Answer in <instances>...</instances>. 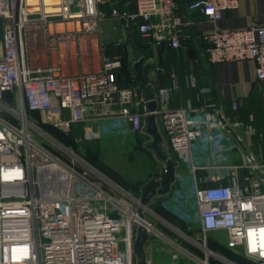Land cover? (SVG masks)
I'll return each mask as SVG.
<instances>
[{"label":"built area","instance_id":"2783aa9c","mask_svg":"<svg viewBox=\"0 0 264 264\" xmlns=\"http://www.w3.org/2000/svg\"><path fill=\"white\" fill-rule=\"evenodd\" d=\"M238 2L125 0L120 10L115 0H0V264H138V230L146 239L167 240L157 227L163 220L149 201L142 206L136 194L46 133L40 131L51 142L39 140L29 129L36 127L27 117L31 113L38 114L40 123L65 131L73 123L82 124L83 135L76 143L141 133L144 118L159 115L175 165L183 168L174 181L185 199H191L192 212L183 220L198 229L202 241L187 237L202 254L191 256L195 263L264 264L260 167L247 156L240 184L242 167L224 155L240 143L234 133L238 121L225 118L212 103L168 108L173 87L158 90L155 111L133 112L131 107L145 101L135 89L116 85L113 73L123 67L119 57H104L98 72L77 75L39 62L84 58V44L105 20L122 21L127 31L137 22V32L152 50L163 44L177 49L193 24L185 12L196 11L215 25ZM200 38L210 64L251 61L256 79L264 83V21L237 30L214 26ZM5 94L9 103L3 100ZM231 106L237 109L236 98ZM197 143L212 148L211 161L201 162ZM199 169L205 170L202 177L197 176ZM162 173L152 182H159ZM226 180L229 184L222 183ZM211 232L224 233V248L246 263L209 249L206 237Z\"/></svg>","mask_w":264,"mask_h":264},{"label":"crops","instance_id":"0c3cea01","mask_svg":"<svg viewBox=\"0 0 264 264\" xmlns=\"http://www.w3.org/2000/svg\"><path fill=\"white\" fill-rule=\"evenodd\" d=\"M124 1L115 0V7L123 10ZM175 1L186 2V0ZM104 9L109 11L108 7ZM181 12H185V10H181ZM185 13L187 19L193 24L187 29L189 37L182 40L181 46L177 49L163 44L152 50L137 32V22L127 31L124 29L122 21L105 20L100 24L98 32L91 37L90 42L84 44V46L86 45L84 58L70 59L72 62L58 57L41 58L39 62L43 66L59 68V72L64 74L77 75L98 72L104 57H119L123 67L113 73V79L119 88L135 89L138 97L143 98L145 102L131 107V110L136 113H144L145 109L151 111L148 107L149 101H153L156 108L159 107L156 95L160 88H174L167 104L168 108L171 109L187 105L201 108L206 103L214 104L225 118L240 123L239 128L234 131L240 138L237 149L224 153L226 161H230L237 167H242L238 168L239 183L242 184L243 182L242 178L246 173L244 162L249 155L253 156L254 162L260 167V173L257 174V177L264 181V83L256 79L255 65L251 61L210 64L203 54L200 38L202 33L212 30L214 26L220 30H237L264 21V0H239L237 8L225 11L215 25L208 22L196 11ZM107 32L116 34V37L107 41L104 36ZM117 40H120V44L115 46L114 43ZM91 50L93 51L91 52ZM233 98L238 100L236 110H233L231 106ZM208 110L209 113L213 112L211 109ZM148 117L143 120L144 131L131 134L142 139V146L145 149L140 150L134 143L125 155L128 166L134 167L137 164L135 155L142 154L145 161L135 166L140 167V176L135 177L138 174L124 171L122 177H127L128 184L123 183L118 177H116V182L111 180L123 189L136 194L139 198L144 186L155 179H159L165 166V162L158 157L150 146L153 137L146 132ZM155 124L162 140V143H158L160 151L169 160L177 163L176 156L164 139L163 125L159 115L155 116ZM71 125H79L81 128L80 123ZM82 135L83 127L80 133L75 136L74 142L77 137H82ZM98 140L82 141L99 143ZM137 145L140 146V142ZM196 150L202 157H208L204 160L201 157L202 163L213 159L210 146L197 143ZM145 153H147V158ZM177 170H183L182 166L177 168L176 164L174 173L177 174ZM204 174V169L197 171L198 177H202ZM222 183L229 184V181L226 180ZM156 189H161V186ZM262 190L264 191V182ZM148 204L163 220V223H158V228L167 240L155 237L146 239L143 244L144 262L146 264H196L191 256L195 254L197 258H201L202 254L188 241L186 236L193 237L196 241H202L199 240V231L195 226H189L187 222H185L186 224L182 222L184 221L183 218L192 212V204L191 199L186 200L182 192L178 191L177 181L170 184L166 193L153 196ZM181 234L186 235L184 236L185 239L181 238ZM212 234L222 235V240L215 242V244L224 248L225 236L222 232L209 233L206 237L207 247L211 249L207 241ZM177 245L185 250L184 253L179 252ZM224 251L228 252L227 256H224L230 260L246 263L233 256L225 248ZM175 253L177 254L176 258H172Z\"/></svg>","mask_w":264,"mask_h":264},{"label":"rangeland","instance_id":"374dc122","mask_svg":"<svg viewBox=\"0 0 264 264\" xmlns=\"http://www.w3.org/2000/svg\"><path fill=\"white\" fill-rule=\"evenodd\" d=\"M109 25V24H108ZM106 40H112L113 38L116 37V34L112 32H107L104 34ZM3 100L6 102H10V96L9 94H5L3 96ZM27 117L33 121V123L36 125V127H32V129L29 127V129L35 134V136L41 140L46 142L47 144L51 142V139L53 141H56L57 143L61 144L62 146L71 148L75 153H79V155H82L81 151L84 149L87 145V142L81 141V142H74V138L76 135L80 133L81 128L83 127L82 124L81 128L79 125H71L67 131L61 129L60 127H57L56 125H42L43 123L40 124L38 121V116L35 114H27ZM40 129V130H39ZM46 133L50 138H46L44 135H42L41 132ZM99 149H98V154L99 157L97 159V162H99V166H97L90 158V163L95 166L96 168L103 176L106 178L117 181L116 177L123 178L122 175L124 171L131 172L132 174H135L139 177L140 176V167H135L138 166V164L141 162H144L145 159L142 156V154H136V160L137 164L134 165V167H129L127 162H126V153L133 147V144L135 143L137 148H140V150H144L145 148L142 146L143 142L140 137H136L131 134H114V135H107L99 139ZM140 142V146L137 145V143ZM78 150H80L78 152ZM147 153H145L146 155ZM148 156L146 155V158ZM83 158V157H82ZM86 160V159H85ZM142 160V161H141ZM128 167H127V166ZM134 171V172H133ZM139 172V173H138ZM144 176V175H143ZM137 183V182H136ZM136 189V188H134ZM190 214L186 215V218H188ZM160 222V221H158ZM159 224L157 223V227ZM189 225V224H188ZM186 236V235H184ZM182 234L181 238L185 239ZM189 236H186V238ZM201 238V237H200ZM222 240V235H214L212 234L211 236L208 237V244L209 247L216 253L223 254L227 256V251H224V248L222 246H218L215 244V242ZM189 241V240H188ZM189 243V242H188ZM217 264H223L220 261H214Z\"/></svg>","mask_w":264,"mask_h":264},{"label":"water","instance_id":"95a60500","mask_svg":"<svg viewBox=\"0 0 264 264\" xmlns=\"http://www.w3.org/2000/svg\"><path fill=\"white\" fill-rule=\"evenodd\" d=\"M139 64V63H138ZM136 64V66H138ZM148 107L151 111H155L156 105L153 101L148 102ZM147 127L146 132L149 133L153 140L150 144V146L153 148V150L156 152L158 157L165 162L162 179L160 182H149L147 183L142 191V194L140 196V204L142 206H145L150 198H152L154 195L164 194L168 191L170 184L175 179V163L169 160L159 149L158 143L161 141V137L157 132L156 124H155V115L151 114L147 118ZM161 189H156L157 187H160ZM140 212V210H139ZM146 234L144 231L138 230L137 237L134 243V252L137 255L138 258V264H144L143 260V244L146 241Z\"/></svg>","mask_w":264,"mask_h":264},{"label":"trees","instance_id":"16d2710c","mask_svg":"<svg viewBox=\"0 0 264 264\" xmlns=\"http://www.w3.org/2000/svg\"><path fill=\"white\" fill-rule=\"evenodd\" d=\"M31 114H35V115H37L38 116V114L37 113H31ZM41 124V123H40ZM42 125H48V124H42ZM98 149H99V143H97V142H93V143H87V145H86V147L84 148V149H82V151H81V153H82V155H80L81 157H83L84 159H86L88 162L90 161V158H92V160H94V162H95V164L97 165V166H99V162H97V159H98V157H99V154H98ZM80 150H78V152H79ZM77 153V152H76ZM80 153V152H79ZM79 153H77V154H79ZM90 163V162H89ZM90 164H92V163H90ZM120 180H122L123 181V183H125V184H128V179H127V177L126 178H120V177H118ZM184 224H186L185 223V221H182ZM183 223H181L182 225H184ZM232 254V253H231ZM233 255V254H232ZM234 256V255H233ZM213 264H217V263H215V262H212Z\"/></svg>","mask_w":264,"mask_h":264},{"label":"bare ground","instance_id":"6f19581e","mask_svg":"<svg viewBox=\"0 0 264 264\" xmlns=\"http://www.w3.org/2000/svg\"><path fill=\"white\" fill-rule=\"evenodd\" d=\"M50 1H52V0H46V2H50ZM96 43H97V41H96ZM97 45H98V44H97ZM85 46H86V45H85ZM85 46H84V47H85ZM92 51H93V50H91V52H92ZM91 54H92V53H91ZM54 60H55V59H54ZM54 60H53V61H54ZM71 60H72V59H71ZM71 60H70V61H71ZM85 60H86V58H85ZM85 60H84V61H85ZM73 61H74V60H73ZM54 62H55V61H54ZM54 62H53V63H54ZM71 62H72V61H71Z\"/></svg>","mask_w":264,"mask_h":264}]
</instances>
